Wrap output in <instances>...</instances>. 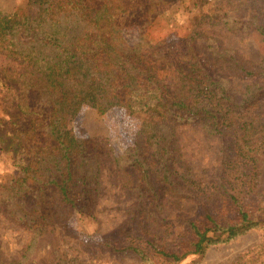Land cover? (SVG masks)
Instances as JSON below:
<instances>
[{"label":"trees","instance_id":"trees-1","mask_svg":"<svg viewBox=\"0 0 264 264\" xmlns=\"http://www.w3.org/2000/svg\"><path fill=\"white\" fill-rule=\"evenodd\" d=\"M164 3L24 0L0 9V88L27 119L10 133L19 161L0 181V212L31 234L26 248L74 212L94 213L101 158L112 147L102 135L73 132L81 106L99 114L120 107L138 121L132 142L109 159L121 188L135 194L130 226L105 237L104 247L137 264H178L264 231V58L243 57L210 30L246 28L249 16L264 40V0H194L188 10L197 9V19L178 44L149 32ZM130 24L139 30L134 42L123 36ZM185 126L219 139L215 179L185 159L178 131ZM166 197L175 207L199 202L180 231L161 215ZM50 264L80 262L57 256Z\"/></svg>","mask_w":264,"mask_h":264},{"label":"rangeland","instance_id":"rangeland-1","mask_svg":"<svg viewBox=\"0 0 264 264\" xmlns=\"http://www.w3.org/2000/svg\"><path fill=\"white\" fill-rule=\"evenodd\" d=\"M194 0H165L160 21L149 31L152 35H166L171 44L181 42L197 17V9L188 10ZM24 0H0V9L10 12ZM246 28L237 26L227 30L210 27L219 34L224 45L234 47L245 58L253 61L264 58V40L249 24V16L242 18ZM139 30L133 24L123 29L128 42L137 40ZM14 104L4 99L0 88V181L14 174L19 159L16 145L9 141L14 129L27 125V119L18 115ZM73 132L80 137L102 135L112 147V153H120L128 146L138 128V121L125 110L113 107L99 114L94 109L81 106L72 121ZM184 157L195 172L207 179H215L219 164V139L207 136L200 130L185 126L178 130ZM15 142V141H13ZM102 155L100 172L101 193L92 215L74 212L71 217L49 228L31 248H26L31 234L10 221L0 212V261L3 264H50L54 257L77 259L80 264H137L133 257L112 252L101 243L127 232L130 226V210L135 194L121 188V181L110 171L111 154ZM258 189L264 194V156L260 167ZM161 215L180 231L184 219L192 216L199 207L198 201H185L179 207L164 199ZM242 264H264V231L252 229L225 243L208 246L202 254L189 255L178 264H234L240 258Z\"/></svg>","mask_w":264,"mask_h":264}]
</instances>
